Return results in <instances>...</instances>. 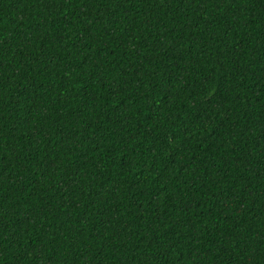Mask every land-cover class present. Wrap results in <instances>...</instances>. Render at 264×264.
<instances>
[{
    "label": "trees",
    "instance_id": "obj_1",
    "mask_svg": "<svg viewBox=\"0 0 264 264\" xmlns=\"http://www.w3.org/2000/svg\"><path fill=\"white\" fill-rule=\"evenodd\" d=\"M0 264H264V0H0Z\"/></svg>",
    "mask_w": 264,
    "mask_h": 264
}]
</instances>
